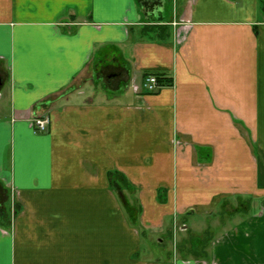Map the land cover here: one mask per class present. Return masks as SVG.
Masks as SVG:
<instances>
[{
    "label": "crops",
    "instance_id": "obj_1",
    "mask_svg": "<svg viewBox=\"0 0 264 264\" xmlns=\"http://www.w3.org/2000/svg\"><path fill=\"white\" fill-rule=\"evenodd\" d=\"M2 207L0 264H264V0H0Z\"/></svg>",
    "mask_w": 264,
    "mask_h": 264
},
{
    "label": "rangeland",
    "instance_id": "obj_2",
    "mask_svg": "<svg viewBox=\"0 0 264 264\" xmlns=\"http://www.w3.org/2000/svg\"><path fill=\"white\" fill-rule=\"evenodd\" d=\"M105 53L107 54V56H110L111 55V50L109 48H106L105 49ZM98 91L103 95L105 94L107 98L109 99H115V97L113 96H117L114 95L112 91L109 90V88L103 84H98ZM130 95V93L128 94ZM119 98V95L118 97ZM115 180L116 181H126V179H120L117 177V175L115 176ZM129 188L131 190H133V194H131L132 196V199H133V196H137L136 194V190L135 189H132L130 186ZM118 196V195H117ZM119 197V196H118ZM123 197V196H122ZM9 198V197H8ZM127 198V197H126ZM246 198L248 197H245V196H241V197H238V198H234L230 201V205H257V201H248ZM119 199V198H118ZM236 209H238V211L236 213H239V215H237L238 217H235L234 220L232 219V216H234V214L230 215L228 213H225L223 211L220 210H216L214 212V215L215 213L217 215L216 216V220L218 223L217 226L216 224H213L212 225H209V221H210V218H212L214 215L209 216L206 220L204 219H199L198 221H202L203 224L206 226L207 222H208V225L206 226L205 229H203L205 226H198V227H195V228H202L203 230L205 231H209L207 233H209L207 237H211L212 236V239L214 237H216L218 234H222L224 232V230H227L228 228L232 227L235 225L236 222H240L242 221V219L246 218V216L249 214V211L248 212H242L241 207L238 208V207H235ZM209 219V220H208ZM197 221V219H194ZM204 220V221H203ZM192 222V221H191ZM215 223V222H214ZM210 226V227H208ZM173 232L167 234L165 237H158L162 240V247H157V243L156 242H153L154 245H151V249L154 253H157L159 251H164L165 250V253L166 251L168 252L169 256H170V259H171V256L172 258H190V259H193V257L191 256H195L199 253H203L204 250H207L209 249L208 248H205V249H201L200 248V244H198V242H196V240L200 239L201 241L203 239H205V236L204 235H201L200 237H198V235H196L193 231L189 230V232H181L183 231V229L185 227H181V225H175V227H173ZM194 228V230H195ZM214 233H216L217 235H215ZM214 234V235H213ZM209 240V239H208ZM194 245L196 247L195 250H191L190 249V245ZM210 246V244L208 245ZM189 247V248H188ZM207 247V246H206Z\"/></svg>",
    "mask_w": 264,
    "mask_h": 264
},
{
    "label": "built area",
    "instance_id": "obj_3",
    "mask_svg": "<svg viewBox=\"0 0 264 264\" xmlns=\"http://www.w3.org/2000/svg\"><path fill=\"white\" fill-rule=\"evenodd\" d=\"M143 88L146 92L156 93L161 86L155 76L147 75L143 81ZM48 119L46 117H36L32 120V127L34 133L41 134L47 131Z\"/></svg>",
    "mask_w": 264,
    "mask_h": 264
},
{
    "label": "trees",
    "instance_id": "obj_4",
    "mask_svg": "<svg viewBox=\"0 0 264 264\" xmlns=\"http://www.w3.org/2000/svg\"><path fill=\"white\" fill-rule=\"evenodd\" d=\"M155 77H156V79H157V81H158V84L161 86V87H163V86H166V85H169L171 82H170V80H168V79H163V77L162 76H156L155 75ZM121 184H122V186H126V184H125V182L124 181H122L121 182ZM0 216L3 218V219H7V213H6V211L3 209V207L0 209ZM207 232H209V231H205V233H204V236H205V239H203L202 241L200 240V239H198V240H196V242H198V244H200L199 246H200V248L201 249H205V248H208L209 246V244H210V242H211V240H212V236L211 237H207V236H209L208 234L210 233H207ZM209 239V240H208ZM207 246V247H206ZM190 247V249L191 250H195L196 249V247L194 246V245H190L189 246ZM188 247V248H189Z\"/></svg>",
    "mask_w": 264,
    "mask_h": 264
}]
</instances>
